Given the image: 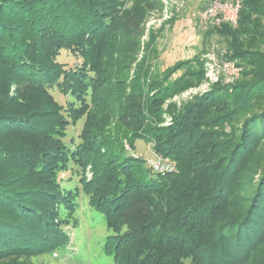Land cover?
I'll list each match as a JSON object with an SVG mask.
<instances>
[{
	"label": "trees",
	"instance_id": "1",
	"mask_svg": "<svg viewBox=\"0 0 264 264\" xmlns=\"http://www.w3.org/2000/svg\"><path fill=\"white\" fill-rule=\"evenodd\" d=\"M129 1L0 0V264H32L24 259L70 241L61 211L76 208L62 183L72 161L90 167L83 188L112 231L106 250L115 264L251 259L260 235L250 231L264 217V0H243L236 28H214L244 68L240 79L181 107L166 103L204 82L203 58L153 71L155 43L138 57L145 25L164 4ZM63 51L81 63L59 62ZM54 91L75 101L63 105ZM31 93L48 108L27 103ZM104 101L119 103L117 132L94 111ZM84 115L80 142L69 145L68 128ZM139 142L173 170L148 166ZM240 189L248 197L237 207Z\"/></svg>",
	"mask_w": 264,
	"mask_h": 264
},
{
	"label": "rangeland",
	"instance_id": "2",
	"mask_svg": "<svg viewBox=\"0 0 264 264\" xmlns=\"http://www.w3.org/2000/svg\"><path fill=\"white\" fill-rule=\"evenodd\" d=\"M133 1L134 0L129 1L128 6H131ZM211 1L212 0H160V2L164 4V12L153 13L145 25V36L142 39V46L145 48V51L141 53L138 58L142 61L143 57L148 56L147 54L152 44L155 43L154 48L159 53L157 57L154 55L151 56L153 71H162L174 65L177 61L190 59L194 56H201L204 61L206 71L204 82L197 88H190L175 96L167 101L166 105L175 103L178 107H181L188 101L193 100L195 96L210 92L212 87L215 86V83L207 84L209 82L207 74L210 65L216 62L220 64L224 60H229L231 50L228 49V39L215 34L216 30L214 29H205V25H203L199 18L204 8ZM236 27L237 25L233 26V28ZM108 42L109 41H107V43ZM107 43L104 44L106 45ZM228 52L229 54L227 56L226 54ZM58 60L61 63H67L66 65L68 67H74L81 63L82 58L69 51H63ZM237 67L239 66L237 65ZM243 70L244 68L240 66V77ZM131 74H133V71ZM14 89L15 88L11 90V94H13ZM52 94L55 100L63 105L75 101L73 97H66L59 92L54 91ZM26 99L27 103H31V105L33 104L38 108H48L47 101L40 93H31ZM107 101L110 100L108 99ZM107 101L103 102V105H106L103 107L104 111L101 112V110H96V108L94 111L99 113L97 116H101L103 113V116H106L104 123L106 122L108 128H113L112 130H116L114 132H117L118 127H115V125H117L116 113H119V103L109 102L107 104ZM15 102L17 104H22L19 99H16ZM262 105L264 106V102ZM113 113H115V116ZM108 117L109 119H107ZM86 120L87 115H84V117L77 122V125L68 128L66 141L69 145L75 146V144L80 142L79 137L83 131ZM164 125L169 126L170 120H166ZM238 126L241 127L240 123ZM258 139L261 144L260 148L264 152V136H259ZM99 141L100 140L97 142ZM261 152L260 150V153ZM136 153L147 159V165L154 168V170L156 169L155 165L159 162L166 164L169 168H173L171 162L161 161L160 158L155 155L151 148V144H146L144 142L137 143ZM85 174L90 180V167L87 168V172H85L81 165L73 161L69 163L68 172L62 173L63 186L75 193V211L70 213L65 207H62L61 211L62 218L69 219L70 225H67L65 229L70 237V241L65 247L59 250H55L48 254H35L31 258H25V261L28 260L32 264H115L113 256L106 250V243L112 231L106 225L105 218L90 207V195L84 190V184L82 183V177L85 176ZM77 194L79 195L77 196ZM247 194L248 189H243L241 193H237L236 200L234 201L237 207H241L242 205L245 206L243 198L248 197ZM20 198L23 199L22 197ZM229 214L233 216L235 213L230 211ZM250 232H252V239L256 234L255 238L259 235L260 237L252 241V248L248 250V253L250 252L251 254V259L247 256L246 261H242L241 259L238 261V264H264V217L259 225L253 226Z\"/></svg>",
	"mask_w": 264,
	"mask_h": 264
},
{
	"label": "built area",
	"instance_id": "3",
	"mask_svg": "<svg viewBox=\"0 0 264 264\" xmlns=\"http://www.w3.org/2000/svg\"><path fill=\"white\" fill-rule=\"evenodd\" d=\"M242 7L243 0H214L204 8L199 18L206 28H217L225 24L236 26ZM207 76L209 78L207 84L220 82L233 84L240 78V67L230 60H224L220 64L216 62L210 65ZM155 168L159 172L173 170L162 162L156 164Z\"/></svg>",
	"mask_w": 264,
	"mask_h": 264
},
{
	"label": "crops",
	"instance_id": "4",
	"mask_svg": "<svg viewBox=\"0 0 264 264\" xmlns=\"http://www.w3.org/2000/svg\"><path fill=\"white\" fill-rule=\"evenodd\" d=\"M204 25V24H203ZM171 27V26H170ZM205 29H206V26L204 27ZM207 29H209V28H207ZM211 29H214V28H211ZM157 40H158V38H157Z\"/></svg>",
	"mask_w": 264,
	"mask_h": 264
}]
</instances>
